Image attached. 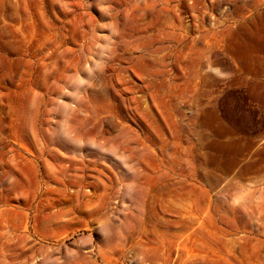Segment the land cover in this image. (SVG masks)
I'll return each mask as SVG.
<instances>
[{
    "label": "rangeland",
    "instance_id": "obj_1",
    "mask_svg": "<svg viewBox=\"0 0 264 264\" xmlns=\"http://www.w3.org/2000/svg\"><path fill=\"white\" fill-rule=\"evenodd\" d=\"M0 264H264V0H0Z\"/></svg>",
    "mask_w": 264,
    "mask_h": 264
}]
</instances>
